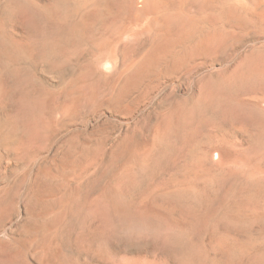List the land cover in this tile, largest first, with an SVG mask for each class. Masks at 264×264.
<instances>
[{
  "label": "rangeland",
  "instance_id": "374dc122",
  "mask_svg": "<svg viewBox=\"0 0 264 264\" xmlns=\"http://www.w3.org/2000/svg\"><path fill=\"white\" fill-rule=\"evenodd\" d=\"M0 264H264V0H0Z\"/></svg>",
  "mask_w": 264,
  "mask_h": 264
},
{
  "label": "bare ground",
  "instance_id": "6f19581e",
  "mask_svg": "<svg viewBox=\"0 0 264 264\" xmlns=\"http://www.w3.org/2000/svg\"><path fill=\"white\" fill-rule=\"evenodd\" d=\"M217 4V3H216ZM191 6V5H190ZM199 11V10H198ZM217 14V13H216ZM159 18V17H158ZM162 19V18H161ZM197 22V21H196ZM154 23V22H153ZM164 24V23H163ZM162 24V25H163ZM157 25H159V24H157ZM228 28V27H227ZM162 28H159L158 30H159V32H161L162 33V30H161ZM163 29H165L164 27H163ZM209 29V28H208ZM213 29V28H212ZM166 31H167V27H166V29H165ZM165 30H164V33H165ZM169 30V29H168ZM149 31V30H148ZM208 31V30H207ZM166 33H168V31L166 32ZM156 34V33H155ZM183 34V33H182ZM171 40V39H170ZM198 42V41H197ZM223 42V41H222ZM218 43V42H217ZM164 45V44H163ZM156 50V49H155ZM196 54V53H195ZM148 61V60H147ZM145 63V62H144ZM243 69V68H242ZM18 127V126H17ZM13 128V127H12Z\"/></svg>",
  "mask_w": 264,
  "mask_h": 264
}]
</instances>
